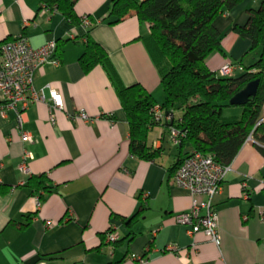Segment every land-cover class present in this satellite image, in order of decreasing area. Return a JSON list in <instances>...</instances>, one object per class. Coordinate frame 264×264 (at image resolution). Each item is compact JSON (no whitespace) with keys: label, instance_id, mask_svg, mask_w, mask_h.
I'll return each mask as SVG.
<instances>
[{"label":"crops","instance_id":"obj_1","mask_svg":"<svg viewBox=\"0 0 264 264\" xmlns=\"http://www.w3.org/2000/svg\"><path fill=\"white\" fill-rule=\"evenodd\" d=\"M110 2L77 0L74 10L91 19L89 35L105 49L122 84L140 83L160 106V75L145 43L149 25L133 14L109 24ZM258 5L241 0L214 19L221 52L206 57L210 71L229 60L236 64L231 76H238L256 60L258 49L246 61L250 42L234 26L244 25L247 9ZM87 29L40 0H0V44L21 33L33 47L53 40L59 59L34 72L33 86L44 100L24 112L23 129L32 143L21 142L12 110L5 108L2 116L0 95V264H264V155L258 143L244 141L213 198L219 246L202 232L189 235L174 216L188 210L192 198L170 177L178 148L167 123L181 112L165 116L160 109L162 122L149 129L147 145L161 150L158 158L131 155L126 115L106 71L99 64L88 72L80 66ZM50 88L61 108L48 101ZM79 110L87 120L70 118ZM24 150L32 153L28 173L18 169ZM40 174L51 191L41 192L38 207V194L26 181ZM110 226L119 235L115 243L106 240ZM169 243L176 244V254L164 250Z\"/></svg>","mask_w":264,"mask_h":264},{"label":"trees","instance_id":"obj_2","mask_svg":"<svg viewBox=\"0 0 264 264\" xmlns=\"http://www.w3.org/2000/svg\"><path fill=\"white\" fill-rule=\"evenodd\" d=\"M77 0H40L56 9L72 23H80L74 10ZM241 0H111L106 20L115 24L127 15H135L149 25L145 43L158 68L164 97L159 108L168 113L180 111L169 127L179 131L178 155L171 175L192 151L213 156L221 165H228L249 135L264 155V0L257 8L247 9L244 25H235L238 35L249 40L248 51L258 49L256 60L244 67L238 76H221L206 66V57L220 51L221 34L214 19L234 8ZM89 17V16H88ZM87 27L84 49L79 63L84 72L95 65L106 71L120 106L125 112L129 153L139 159L154 160L160 149L147 145L151 127L162 122L156 119V101L140 83L122 84L105 49L91 39ZM58 45L56 46V53ZM258 79L256 93L244 105L229 104V99L247 82ZM239 108L236 115H225L226 108ZM169 129V128H168ZM188 148L184 151V149ZM171 177V176H170ZM26 186L32 194L50 192L44 174L30 176ZM135 217V216H134ZM133 217L129 218L131 220ZM117 242V240L115 241ZM114 242V243H115ZM55 256H50L54 258Z\"/></svg>","mask_w":264,"mask_h":264},{"label":"built area","instance_id":"obj_3","mask_svg":"<svg viewBox=\"0 0 264 264\" xmlns=\"http://www.w3.org/2000/svg\"><path fill=\"white\" fill-rule=\"evenodd\" d=\"M42 7H45L42 4ZM80 23L84 27L92 25L91 19L87 15H82ZM44 63L57 65L59 59L56 56V43L49 40L39 47L30 45L27 37L21 33L14 39L7 40L0 44V95L3 101L1 114L5 115V108L14 112L16 128L19 132L20 140L24 143H32L29 132L23 129L24 112L32 102L43 101L44 95L33 86L35 70ZM236 64L226 60L216 72L221 76H229L233 73ZM51 106L61 108L59 94L50 88ZM159 106L153 108L156 119L162 120L159 113ZM70 118L87 120V115L83 110L70 115ZM53 122V116L50 118ZM261 121H264L262 115ZM169 139L173 144L179 142V131L174 127L168 129ZM251 135L247 139H250ZM32 158V153L24 150L18 169L23 173H28L27 160ZM229 170L228 165L217 163L213 156L203 154L199 151H192L186 156L171 175V181L176 186L187 190L192 198L190 208L186 211L176 213L174 220L180 225L187 227V233L193 235L202 232L216 246L220 244V234L218 231L217 212L213 206V198L218 194L221 183ZM246 187L245 183L242 188ZM38 201V200H37ZM39 207V201L37 202ZM46 226H50V221H46ZM110 226L106 232V240L115 242L119 235ZM164 250L177 253V246L169 243ZM136 262H146L144 256H131Z\"/></svg>","mask_w":264,"mask_h":264},{"label":"water","instance_id":"obj_4","mask_svg":"<svg viewBox=\"0 0 264 264\" xmlns=\"http://www.w3.org/2000/svg\"><path fill=\"white\" fill-rule=\"evenodd\" d=\"M258 86V79L251 80L247 82L242 88H240L235 94L229 99V104L234 106H241L252 100ZM171 113L164 111V115L168 116ZM172 122V119L167 123L169 126Z\"/></svg>","mask_w":264,"mask_h":264},{"label":"rangeland","instance_id":"obj_5","mask_svg":"<svg viewBox=\"0 0 264 264\" xmlns=\"http://www.w3.org/2000/svg\"><path fill=\"white\" fill-rule=\"evenodd\" d=\"M254 50H252V51H248L247 52V54H246V61L249 59V58H251V56H252V52H253ZM228 108H226V109H224V110H227Z\"/></svg>","mask_w":264,"mask_h":264}]
</instances>
